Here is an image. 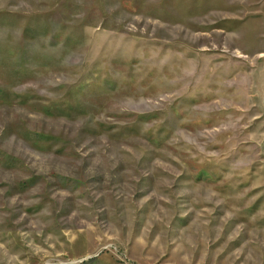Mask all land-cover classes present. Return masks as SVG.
<instances>
[{"label": "rangeland", "instance_id": "1", "mask_svg": "<svg viewBox=\"0 0 264 264\" xmlns=\"http://www.w3.org/2000/svg\"><path fill=\"white\" fill-rule=\"evenodd\" d=\"M0 264H264V0H0Z\"/></svg>", "mask_w": 264, "mask_h": 264}]
</instances>
